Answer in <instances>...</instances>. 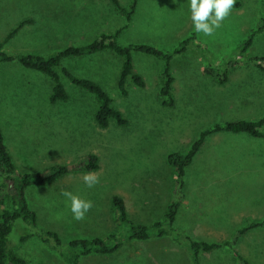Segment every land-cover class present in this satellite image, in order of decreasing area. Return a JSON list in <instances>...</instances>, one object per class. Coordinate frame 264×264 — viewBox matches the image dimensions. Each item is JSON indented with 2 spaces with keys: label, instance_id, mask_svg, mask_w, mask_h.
Segmentation results:
<instances>
[{
  "label": "rangeland",
  "instance_id": "rangeland-1",
  "mask_svg": "<svg viewBox=\"0 0 264 264\" xmlns=\"http://www.w3.org/2000/svg\"><path fill=\"white\" fill-rule=\"evenodd\" d=\"M238 1L222 27L204 36L194 30L189 0H138L128 21L126 12L109 0H0V41L9 55L49 56L120 28L114 38L118 45L150 44L171 55L173 106L162 105L159 98L165 60L141 51L132 52V61L145 86L128 80L125 96L116 83L122 58L114 51L64 57L56 71L68 99L54 103L49 76L16 58L0 62V129L17 174L71 165L87 153L98 156L99 167L93 171L99 183L92 188L83 182L89 171L75 170L26 188L36 225L17 219L8 239L27 264H68L62 251L80 253L67 248L71 240L122 232L113 196L123 199L134 223L163 220L167 206L177 199L176 174L167 154L186 152L214 122L263 116L264 74L247 58L264 55V29L254 34L248 49L240 53L238 46L259 26L264 0ZM119 2L128 10L132 0ZM23 20L30 21L5 40ZM193 34L184 51L173 52ZM61 67L101 84L129 124L111 121L98 127L94 95L70 82ZM206 71L209 79L202 75ZM224 75L227 80L221 82ZM65 190L92 202L84 220L73 218L70 201L61 194ZM263 219L264 138L234 132L208 135L186 169L174 229L197 240L232 242L239 229ZM47 230L58 234L61 249L41 240ZM121 239L112 253L80 254L79 263L193 264L190 250L171 235L137 240L123 234ZM232 244L202 252L200 264H242L234 251L247 264H264V222L240 233Z\"/></svg>",
  "mask_w": 264,
  "mask_h": 264
},
{
  "label": "trees",
  "instance_id": "trees-1",
  "mask_svg": "<svg viewBox=\"0 0 264 264\" xmlns=\"http://www.w3.org/2000/svg\"><path fill=\"white\" fill-rule=\"evenodd\" d=\"M109 1L116 8V10L126 12L127 21L131 18L133 11L135 12L134 9L136 8L138 2V0H132L129 9L126 10L121 6L119 0ZM239 6L240 2L236 0L234 8ZM29 21L30 20L21 21L8 33L5 40L11 38L24 24ZM263 29L264 13L260 18L259 26L251 31L243 43L238 46L239 52L241 53L248 49L253 42L254 34ZM120 31L121 28L118 29L114 34L102 33L98 36V38L94 39L90 43L81 46H67L66 48H63L49 56L31 53L9 55L3 51V42L0 41V62L16 58V60L20 62L22 66L32 68L49 76L53 81L49 100L51 103H54L57 100L68 99V94L60 80L59 73L56 71V67L60 66V62L64 57L80 56L85 54L90 55L106 49L114 51L122 58L116 83L120 93L125 96L128 94V89L126 88V83L128 80L137 85V87L145 86L142 76L135 72L132 61V52L141 51L165 60L166 65L162 74L163 83L159 91V98L162 105L173 106L174 98L171 93L173 76L169 74L168 63L171 55L162 52L150 44L132 43L125 46H120L114 41V38L119 34ZM192 40H194V34L193 37H188L182 40L180 45L174 49L173 52L178 53L184 51L188 43ZM198 47L200 46L198 45ZM247 62H257L255 66H258V68L261 70V73L264 74V55L255 56L249 59L247 58ZM213 69L216 68L213 67ZM61 70L68 77L70 82L94 95L96 101V110L93 120L98 127L106 128L109 126L111 121L118 126H127L129 124L127 117L113 104L110 94L105 88L101 86V84H98L95 80L89 77L74 76L64 67H61ZM226 80V75L222 76L220 79L221 82H226ZM263 124L264 114L261 118L256 120L236 119L230 121L227 120L222 122H214L212 126L200 131L198 138L192 142L190 148L186 152L173 151L168 153L166 157L167 162L174 168L176 174L174 195L177 199L167 206L163 215V220L155 221L150 225L134 223L129 219L123 199L119 196H113L111 202L118 213L117 221L122 226V232L120 231L118 235L116 233H111L104 238L95 237L90 239L71 240L68 243L67 248L69 250L70 248H78L80 253L70 254L66 252L64 254L62 251L61 253L64 256L66 262L68 264H80L79 255L90 252L98 254L112 253L122 244L121 236H123V234L128 239L137 240L149 239L152 236L171 235L175 240L184 243L187 250H190L193 264H200V254L202 252H207L222 246H232V242L238 238L240 233H243L251 227L262 224L264 219L260 221H253L249 223L248 226L239 229L232 242H208L205 240L193 239L188 235L179 233L176 228L174 229L173 225L185 185L186 169L193 161L196 154L199 152L201 145L208 135L215 132H234L248 133L254 137L264 138V128L262 127ZM98 167V156L94 153H87L80 156L75 161V163L71 165L55 164L41 173L17 174L15 164L13 163L8 149L4 143V138L0 129V264H27L26 260L21 257L13 248L8 239V235L11 232L13 222L17 219H21L25 222L36 225V213L32 208H30L26 198V188L30 184L45 185L58 179L71 170L93 171ZM41 240L49 243V245L56 250L61 249V240L58 234L54 231H45L44 235L41 236ZM234 255L240 262H243L242 264H247V261L240 254H238V252L234 251Z\"/></svg>",
  "mask_w": 264,
  "mask_h": 264
},
{
  "label": "clouds",
  "instance_id": "clouds-1",
  "mask_svg": "<svg viewBox=\"0 0 264 264\" xmlns=\"http://www.w3.org/2000/svg\"><path fill=\"white\" fill-rule=\"evenodd\" d=\"M235 4L236 0H189L190 19L195 32L213 36L231 15ZM83 182L88 188H92L99 183V176L94 171H89L83 176ZM61 194L70 201L73 218L77 221L84 220L86 213L93 207L92 202L71 191L65 190Z\"/></svg>",
  "mask_w": 264,
  "mask_h": 264
},
{
  "label": "crops",
  "instance_id": "crops-1",
  "mask_svg": "<svg viewBox=\"0 0 264 264\" xmlns=\"http://www.w3.org/2000/svg\"><path fill=\"white\" fill-rule=\"evenodd\" d=\"M208 73V72H206ZM203 76H205L206 78H208V76H211L209 73L208 74H202ZM209 79V78H208ZM258 138V137H257ZM239 252V251H238ZM242 256V255H241ZM243 257V256H242Z\"/></svg>",
  "mask_w": 264,
  "mask_h": 264
}]
</instances>
